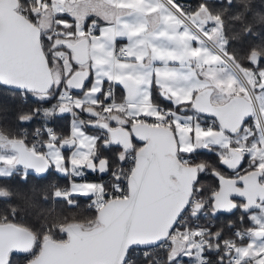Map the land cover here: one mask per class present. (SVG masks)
Returning a JSON list of instances; mask_svg holds the SVG:
<instances>
[{
  "label": "snow or ice",
  "instance_id": "obj_1",
  "mask_svg": "<svg viewBox=\"0 0 264 264\" xmlns=\"http://www.w3.org/2000/svg\"><path fill=\"white\" fill-rule=\"evenodd\" d=\"M20 2L41 30L44 77L6 69L0 48V90L22 100L14 123H0V223H15L14 198L36 207L39 196L50 205L38 214L43 248L49 217L69 220L57 205L86 198L95 223L80 231L123 226L107 264H135L138 251L147 264H264V39L244 43L261 35L264 0ZM160 149L173 170L155 196L148 172ZM53 175L69 183L9 184ZM55 231L72 239V226ZM30 251L13 248L8 264Z\"/></svg>",
  "mask_w": 264,
  "mask_h": 264
},
{
  "label": "water",
  "instance_id": "obj_2",
  "mask_svg": "<svg viewBox=\"0 0 264 264\" xmlns=\"http://www.w3.org/2000/svg\"><path fill=\"white\" fill-rule=\"evenodd\" d=\"M19 6V0H0V48L4 64L6 69L16 70L21 78L40 80L44 77L39 52L41 30L19 11ZM117 134L128 136L122 130ZM165 152L166 149L157 151L148 172L149 191L155 196L163 195L164 177L173 170L172 161ZM76 225L82 226L77 223L65 226H72L71 240L68 236L65 241L47 239L31 264H107L117 241L123 238V226L119 231L91 234L80 231ZM34 242L35 236L30 230L16 224H0V259L5 264L13 248L31 249Z\"/></svg>",
  "mask_w": 264,
  "mask_h": 264
},
{
  "label": "trees",
  "instance_id": "obj_3",
  "mask_svg": "<svg viewBox=\"0 0 264 264\" xmlns=\"http://www.w3.org/2000/svg\"><path fill=\"white\" fill-rule=\"evenodd\" d=\"M210 2L215 7L221 6L220 3L218 2V0H210ZM252 4H253L254 8H255V6L258 9L260 8L259 0H252ZM19 11L22 13L21 2H20V6H19ZM25 16H27V15H25ZM262 30H264V28H257L256 29V31H258L260 33ZM226 35L230 37L231 32H226ZM262 39H264V37H262V34H261L258 37L248 38L244 43H245V45L247 43H258ZM233 44L236 47L241 46L239 42H233ZM31 104H33V101L31 98H29L28 105H31ZM21 106H22V100H21V96L19 93H11V92H6L3 90H0V123H3V124L14 123V114L18 110V108ZM69 123H70V118L68 121H63L61 123V127H63L66 124H69ZM5 130H7V129H5ZM28 131L31 132V129H29ZM202 158L208 159V158H212V157L210 156V154H206ZM88 179L97 180V179H100V177L90 174ZM49 180H56L60 185H67L69 182L67 179L53 175V176L49 177L48 180H41V179H38L36 176H32L29 178V181L27 184L20 181L19 177H14L13 180L9 182V184L12 187L19 188L23 192H28V189L32 185L39 187V186H42V185L48 183ZM207 180L211 181L212 177L211 176L207 177ZM35 203L38 206L32 207V206H29L27 203H25L22 200H17L14 198L12 201V204L19 205V207L17 209L18 215H17L16 221L14 224L30 230L34 234V236L36 237L37 234H40V235L43 234V230L40 228V223H41V220L43 219V216L41 215L38 218V214H40L42 212V209H47L50 205L45 204L43 201L39 200V196L36 197ZM79 203H80V207L77 209H67L65 206L58 204L57 209L63 210V212L65 214H68L69 220L68 221H60L59 223H52V218L49 217V223L52 224V227H56V229H57L60 227H65L66 225H69V224L77 223V224L82 225L84 228H88V226L90 224H94L96 213L94 212V210H91L87 207L89 201L86 198H79ZM3 207H4L3 202H0V211L3 210ZM71 215H76L74 220L71 218ZM238 215L239 214H237V216ZM228 218L229 217H227V216H220V217L215 219L214 223L216 224L217 227H219V226L223 225L224 223H226ZM231 219L236 220L237 217L233 216V217H231ZM202 223H204V224L207 223V220L205 218H203ZM0 224H2V223H0ZM25 226H27V227H25ZM48 237H50L54 240H57V241H65L67 239V235H65L64 232H58V231H57L56 236H52V232H51L48 235ZM29 254L27 257H25L23 255H16V254L12 253L11 264L14 262H18L20 264H27V261L32 260V258H33V257H30ZM213 259H215V257ZM6 264H8V259H7ZM135 264H147V262L144 259H137L135 261Z\"/></svg>",
  "mask_w": 264,
  "mask_h": 264
},
{
  "label": "built area",
  "instance_id": "obj_4",
  "mask_svg": "<svg viewBox=\"0 0 264 264\" xmlns=\"http://www.w3.org/2000/svg\"><path fill=\"white\" fill-rule=\"evenodd\" d=\"M129 167H131V162H129ZM203 218H204L203 216L200 217L199 223L204 224V223H202V219ZM192 223H195V221H192ZM41 248H42L41 247V241L39 239H36L34 244H33V246H32V248H31V251L29 252L30 253L29 256L30 257H35L41 251ZM163 255H164L163 250H154L152 252V256L156 257V258H162ZM214 257H215V255H213V258ZM137 259H144L143 256L141 254H139V251L136 254H133V256H132V260L134 262ZM12 264H15V263H12Z\"/></svg>",
  "mask_w": 264,
  "mask_h": 264
},
{
  "label": "crops",
  "instance_id": "obj_5",
  "mask_svg": "<svg viewBox=\"0 0 264 264\" xmlns=\"http://www.w3.org/2000/svg\"><path fill=\"white\" fill-rule=\"evenodd\" d=\"M183 3H185L186 5H190L192 7H195L197 5V3H199V0H182ZM57 3H59V0H57ZM49 12L52 11V9L48 10ZM119 43H126V40H121L119 41Z\"/></svg>",
  "mask_w": 264,
  "mask_h": 264
},
{
  "label": "rangeland",
  "instance_id": "obj_6",
  "mask_svg": "<svg viewBox=\"0 0 264 264\" xmlns=\"http://www.w3.org/2000/svg\"><path fill=\"white\" fill-rule=\"evenodd\" d=\"M261 34H262V37H264V30L261 31ZM52 228H53L52 236H56V234H57V231H55L56 227H52ZM40 236H41L40 234H37L36 238L39 239ZM48 239H52V238L48 237ZM14 263L17 264L18 262H14ZM18 264H20V263H18Z\"/></svg>",
  "mask_w": 264,
  "mask_h": 264
}]
</instances>
